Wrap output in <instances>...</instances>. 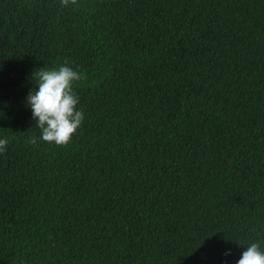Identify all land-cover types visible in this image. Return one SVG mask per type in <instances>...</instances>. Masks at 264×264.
I'll list each match as a JSON object with an SVG mask.
<instances>
[{
  "label": "trees",
  "instance_id": "trees-1",
  "mask_svg": "<svg viewBox=\"0 0 264 264\" xmlns=\"http://www.w3.org/2000/svg\"><path fill=\"white\" fill-rule=\"evenodd\" d=\"M65 62L87 77L84 120L56 146L26 97L33 72ZM4 137L0 264L264 250V0H0Z\"/></svg>",
  "mask_w": 264,
  "mask_h": 264
},
{
  "label": "clouds",
  "instance_id": "clouds-1",
  "mask_svg": "<svg viewBox=\"0 0 264 264\" xmlns=\"http://www.w3.org/2000/svg\"><path fill=\"white\" fill-rule=\"evenodd\" d=\"M79 0H60L61 8H77ZM87 79L84 72L74 69L67 62L59 67L40 68L32 73L35 80L34 90L29 91L26 105L31 110L35 125L40 129L39 139L48 144L66 146L80 128L84 114L77 109L79 98L74 85ZM29 144H37V138L31 137ZM7 137L0 139V154L8 146ZM230 251L225 255H230ZM236 264H264V250L260 242H251L241 254Z\"/></svg>",
  "mask_w": 264,
  "mask_h": 264
}]
</instances>
